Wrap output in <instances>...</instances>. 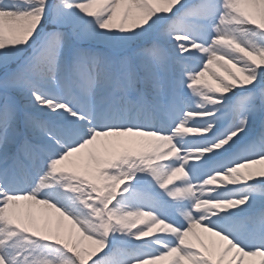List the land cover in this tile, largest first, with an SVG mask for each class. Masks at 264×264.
<instances>
[{
  "label": "snow or ice",
  "instance_id": "obj_1",
  "mask_svg": "<svg viewBox=\"0 0 264 264\" xmlns=\"http://www.w3.org/2000/svg\"><path fill=\"white\" fill-rule=\"evenodd\" d=\"M0 264H264V0H0Z\"/></svg>",
  "mask_w": 264,
  "mask_h": 264
},
{
  "label": "rangeland",
  "instance_id": "obj_2",
  "mask_svg": "<svg viewBox=\"0 0 264 264\" xmlns=\"http://www.w3.org/2000/svg\"><path fill=\"white\" fill-rule=\"evenodd\" d=\"M207 78V77H206Z\"/></svg>",
  "mask_w": 264,
  "mask_h": 264
}]
</instances>
